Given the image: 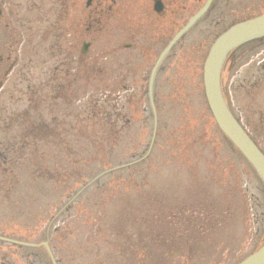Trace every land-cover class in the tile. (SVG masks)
Segmentation results:
<instances>
[{
  "label": "rangeland",
  "instance_id": "obj_1",
  "mask_svg": "<svg viewBox=\"0 0 264 264\" xmlns=\"http://www.w3.org/2000/svg\"><path fill=\"white\" fill-rule=\"evenodd\" d=\"M43 1L27 21H8L14 38L0 31L16 46L4 52L15 65L0 90V236L52 239L56 264H235L256 250L264 185L212 119L199 70L173 65L172 81L156 85L154 120L136 94V48L112 51L99 39L97 51L109 52L80 56L71 0ZM229 6L264 12V0ZM237 52L222 92L264 154V42ZM111 99L125 101L126 118ZM126 153L133 174L115 159ZM40 256L0 241V264H43Z\"/></svg>",
  "mask_w": 264,
  "mask_h": 264
},
{
  "label": "flooded vegetation",
  "instance_id": "obj_2",
  "mask_svg": "<svg viewBox=\"0 0 264 264\" xmlns=\"http://www.w3.org/2000/svg\"><path fill=\"white\" fill-rule=\"evenodd\" d=\"M65 1V0H64ZM208 0H136V9L131 10L133 0H84L85 22L77 9L79 1L71 0L73 11L71 22L74 36L84 28V39L80 40L79 55H85L90 49V56L95 53L109 52L102 44L101 51H97L95 42L102 39L104 44L110 45L112 51L117 49L133 50L136 48V94L147 98L149 109L154 119V110L150 105L149 84L151 85V99H157L156 85L167 84L172 81V69L175 63H191L199 70L202 83V66L206 53L215 38L238 21L251 17L250 7H230L234 0H210L206 10L197 20L174 42L170 49L160 58L176 33H178ZM41 0L28 6V0H0V31L12 34L15 25L10 27L9 20L21 18L27 21L31 12H41ZM78 14V15H77ZM249 18V17H248ZM14 25V24H13ZM12 38V41H13ZM263 38L254 40L258 46ZM13 47L7 39L1 37L0 32V90L6 78L13 71L15 62L7 64L4 52ZM242 57V54L232 55L230 61ZM189 60H191L189 62ZM232 63V64H233ZM138 92V93H137ZM203 92V89H202ZM164 98L172 97L170 91L163 93ZM152 124V129L156 130Z\"/></svg>",
  "mask_w": 264,
  "mask_h": 264
},
{
  "label": "water",
  "instance_id": "obj_3",
  "mask_svg": "<svg viewBox=\"0 0 264 264\" xmlns=\"http://www.w3.org/2000/svg\"><path fill=\"white\" fill-rule=\"evenodd\" d=\"M209 1L210 0H208V2ZM208 2L189 20L184 28L174 36L167 49L170 48L178 37L203 13ZM262 36H264V13L238 22L220 34L212 43L204 60L202 84L205 101L215 124L251 165L264 185V155L229 111L220 88V74L228 53L239 45ZM262 42H264V39ZM254 43L255 42H249L248 44L236 48L233 52L253 46ZM150 92L151 85L149 84L150 102L153 107ZM0 241L22 246H37L36 244L19 242L4 237H0ZM41 245L44 246L51 263L56 264L47 243L43 242ZM236 264H264V244Z\"/></svg>",
  "mask_w": 264,
  "mask_h": 264
},
{
  "label": "trees",
  "instance_id": "obj_4",
  "mask_svg": "<svg viewBox=\"0 0 264 264\" xmlns=\"http://www.w3.org/2000/svg\"><path fill=\"white\" fill-rule=\"evenodd\" d=\"M119 99H121V98H119ZM107 102L108 101H105V102H102V103L106 104ZM109 102H111V108L119 111V116H117V118L119 120H122L123 118H126V113L123 111L125 109V106H126L125 101H116V100L114 101V99H111ZM110 118L112 119V117H110ZM119 133H120V129H112L111 131H109V135H111V134L117 135ZM131 156L132 155H128L126 153L123 156V159H122V157L120 155L118 157H116L115 159L116 160H121V162H122L121 164H124V163H127L128 160L133 161ZM135 167H136L135 165H130L128 167L125 166V167H121V169H119V171L129 170V174H133L135 172ZM47 228H49V229L45 228V230H48V234L49 235H50V233L52 234L51 227H47ZM45 233L46 232L44 231L43 234H45ZM48 243H50V246H52V244H53L52 239H50V240L48 239ZM21 248L23 250H25V251H34L35 253H39L41 255L40 256V260L43 262V264H48L49 259H48L47 255H46V253H44V251L42 250V248H38V247H22V246H21Z\"/></svg>",
  "mask_w": 264,
  "mask_h": 264
},
{
  "label": "bare ground",
  "instance_id": "obj_5",
  "mask_svg": "<svg viewBox=\"0 0 264 264\" xmlns=\"http://www.w3.org/2000/svg\"><path fill=\"white\" fill-rule=\"evenodd\" d=\"M43 4H44V1L41 0V4H40V7L43 8Z\"/></svg>",
  "mask_w": 264,
  "mask_h": 264
}]
</instances>
